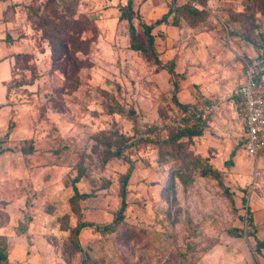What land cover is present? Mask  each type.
<instances>
[{
  "label": "rangeland",
  "instance_id": "1",
  "mask_svg": "<svg viewBox=\"0 0 264 264\" xmlns=\"http://www.w3.org/2000/svg\"><path fill=\"white\" fill-rule=\"evenodd\" d=\"M46 1L0 0V247L11 256L1 264H80L86 254L99 264H264V156L248 154L233 95L244 60L264 59L260 3L176 0L207 17L157 25L155 60L130 47L120 18L128 0H55L67 17L96 24L81 36L87 50L56 60L29 19ZM132 1L136 24L173 3ZM198 126L188 147L221 178L195 172L184 185L172 174L178 161L159 162L155 140ZM129 169L124 218L103 231ZM85 222L75 251L71 228Z\"/></svg>",
  "mask_w": 264,
  "mask_h": 264
},
{
  "label": "trees",
  "instance_id": "2",
  "mask_svg": "<svg viewBox=\"0 0 264 264\" xmlns=\"http://www.w3.org/2000/svg\"><path fill=\"white\" fill-rule=\"evenodd\" d=\"M54 1L55 0H47L42 7L30 6L29 19H31L34 25L48 37L54 58L56 60L63 58L66 59V57L70 55V49L75 52L79 50H87V45L81 36L88 30H93V28L96 27V24L95 20L91 18L90 15L85 13L78 14L77 17L74 18L67 17L60 10L57 4H53ZM257 1L258 4L260 3L259 10L264 13V0ZM120 8V18L128 21L130 47L155 60H158V56L155 49V36L153 34V30L157 25L168 22L169 17L172 15L173 18L183 17L193 25L207 17V12L205 10L195 8L188 3L177 4L176 0H173L168 12L162 17L156 19L152 23H146L139 20L138 24H136L135 19L139 18V14L134 9L133 1L128 0V2L121 5ZM19 56L27 57L25 54H15L16 58ZM261 59L264 62V59ZM169 63L171 64L169 66V70L173 73L174 62L171 60ZM262 74L263 71L261 69L258 77L263 78ZM6 86L8 90L9 84H6ZM179 105L184 108L187 107L182 103H179ZM12 126V121H9L8 131L6 134L10 133ZM201 133L202 128L200 126L187 127L183 129H171L167 138L155 140L158 147L159 162L164 164L171 161H178L179 164L172 167V174L178 176L184 185L191 183L195 172H200L202 175L212 176L217 179L221 178V172L208 160L207 157L195 153L188 147V143L192 137ZM4 150L5 148L2 147V140L0 139V154ZM233 155L234 152L231 153V157L225 161V164L232 163ZM131 172L132 170L129 169L123 176L121 205L114 220L102 227L103 231L114 230L115 226L124 218V213L127 209V186L131 177ZM78 196L81 195L75 187V196L73 199ZM64 218H67V215H64L61 220L64 221ZM86 225H91V223L85 222L79 224L76 228H71V239L68 241L69 248L75 251L81 250L80 244L78 243V235L80 228ZM258 246L259 248H264V239L258 241ZM8 260L9 256L6 251V244L4 243L3 246L0 247V264L5 261L8 262ZM80 264H99V262L90 255L86 254Z\"/></svg>",
  "mask_w": 264,
  "mask_h": 264
},
{
  "label": "built area",
  "instance_id": "3",
  "mask_svg": "<svg viewBox=\"0 0 264 264\" xmlns=\"http://www.w3.org/2000/svg\"><path fill=\"white\" fill-rule=\"evenodd\" d=\"M192 3L198 6L196 0ZM207 8L215 13L216 5L210 1ZM263 63L258 57L245 59L244 80L233 92L236 114L244 124V145L252 157L264 156V78L258 77Z\"/></svg>",
  "mask_w": 264,
  "mask_h": 264
},
{
  "label": "crops",
  "instance_id": "4",
  "mask_svg": "<svg viewBox=\"0 0 264 264\" xmlns=\"http://www.w3.org/2000/svg\"><path fill=\"white\" fill-rule=\"evenodd\" d=\"M242 82H243V81H242ZM242 82H241V83H242ZM4 84H5V83H4ZM5 85H6V84H5ZM242 124H243V123H242ZM243 128H244V124H243ZM9 260H11V256H10V255H9Z\"/></svg>",
  "mask_w": 264,
  "mask_h": 264
}]
</instances>
